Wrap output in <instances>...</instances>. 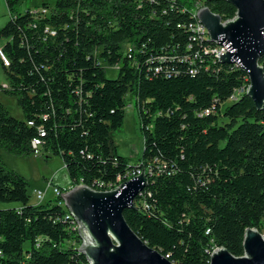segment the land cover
Returning <instances> with one entry per match:
<instances>
[{
  "label": "trees",
  "instance_id": "obj_1",
  "mask_svg": "<svg viewBox=\"0 0 264 264\" xmlns=\"http://www.w3.org/2000/svg\"><path fill=\"white\" fill-rule=\"evenodd\" d=\"M25 1L6 0L10 19L0 28L10 60L0 59L8 80L1 90L24 114L13 116L0 100V152L34 153L32 140L41 137L45 151L62 156L72 186L97 190L142 170L146 186L124 215L150 246L178 264H209L222 247L244 256L247 229L264 228V109L247 95L241 66L221 62L212 51L218 44L189 28L199 6L224 21L235 18L236 6L42 0L38 13H21ZM114 66L119 75L109 78ZM129 92L144 137L136 164L113 139ZM28 187L0 154V202L19 204L0 208V264H88L62 195L31 204Z\"/></svg>",
  "mask_w": 264,
  "mask_h": 264
},
{
  "label": "water",
  "instance_id": "obj_2",
  "mask_svg": "<svg viewBox=\"0 0 264 264\" xmlns=\"http://www.w3.org/2000/svg\"><path fill=\"white\" fill-rule=\"evenodd\" d=\"M237 8L233 19L224 21L209 7L198 9L197 17L208 30L210 40L226 51L219 60L238 63L248 74L247 95L259 110L264 109V0H227ZM144 173L111 190H97L85 184L62 193L66 208L78 224L82 244L79 250L91 264H178L150 246L128 224L124 212L133 208L146 186ZM245 255L238 257L226 248L211 254L209 264H264V235L249 228Z\"/></svg>",
  "mask_w": 264,
  "mask_h": 264
},
{
  "label": "rangeland",
  "instance_id": "obj_3",
  "mask_svg": "<svg viewBox=\"0 0 264 264\" xmlns=\"http://www.w3.org/2000/svg\"><path fill=\"white\" fill-rule=\"evenodd\" d=\"M0 0V28L3 27L10 19V13L6 2L1 3ZM42 0H27L23 2L19 9L21 13H25L28 8H41ZM8 41L7 38L0 37V48ZM129 44H123V49L128 51ZM119 75L118 66L107 67V76L116 78ZM8 83L6 73L0 61V100L7 106L11 114L19 119L24 118L23 111L19 106L14 96L8 95L1 90L2 86ZM125 120L121 129L114 133L113 139L117 145L118 153L131 159V164H136L144 151V137L140 128L139 110L136 104V96L133 92H129L125 96ZM2 159L6 164L23 175L29 182L30 203H46L49 200H54L57 196L54 194L53 188L60 187L64 193L68 192L72 187V181L65 167L63 158L59 154H54L51 151L42 150V153L36 155L30 153L24 156L12 154L2 150L0 152ZM53 181V185H49V181ZM45 192V197L40 201L36 197V191ZM17 203H2L0 208L16 207ZM264 235V228L260 231ZM30 243L25 245L26 248Z\"/></svg>",
  "mask_w": 264,
  "mask_h": 264
},
{
  "label": "built area",
  "instance_id": "obj_4",
  "mask_svg": "<svg viewBox=\"0 0 264 264\" xmlns=\"http://www.w3.org/2000/svg\"><path fill=\"white\" fill-rule=\"evenodd\" d=\"M200 8V6L195 10L194 12V16L195 18L197 19V22L195 23H191L189 28L191 30H193L196 34H197V38L198 39H210V36H209V33H208V30L207 28L205 27V25H203L198 17H197V12H198V9ZM43 13H46L48 12L47 9H42L41 10ZM33 13H38L39 10L35 9V10H32ZM130 49V48H129ZM215 54H216V57L219 59L220 58V55L223 54L225 51H226V48L224 46H220L218 45L217 48L213 49L212 50ZM0 59L2 60L3 64L5 66H9L10 65V60L9 58L5 55V53L3 52L2 48H0ZM158 70V69H157ZM248 90V88L246 89V91ZM245 91V88H239L235 91L234 95L232 96V99H237V96L240 94V93H243ZM210 112L209 110H206V113ZM32 123V122H31ZM40 135L43 137L46 135V132L44 129H41L40 130ZM32 148H33V152L34 154L36 155H39L42 153V150H43V140L41 137H36L32 140ZM144 173V171L142 170H137L136 172H133V173H128L126 175L125 178L121 179L119 184L117 186H115V188L119 187L120 184H122L123 182L127 181V180H130L131 178L135 177L136 175H139ZM145 174V173H144ZM49 185L52 186L53 185V181L50 180L49 181ZM101 186V185H100ZM115 188H112V189H115ZM53 191H54V194L58 197V196H61L62 193H64V190L60 187H54L53 188ZM143 191V190H142ZM142 191L139 193L140 195L142 194ZM138 194V195H139ZM36 197L42 201L45 197V192L44 191H41V190H37L36 191ZM71 217H73L71 215ZM74 218V217H73ZM75 220V219H74ZM76 222V220H75ZM76 227L78 229V224L76 222ZM213 253V252H212ZM88 264H91L90 262Z\"/></svg>",
  "mask_w": 264,
  "mask_h": 264
},
{
  "label": "crops",
  "instance_id": "obj_5",
  "mask_svg": "<svg viewBox=\"0 0 264 264\" xmlns=\"http://www.w3.org/2000/svg\"><path fill=\"white\" fill-rule=\"evenodd\" d=\"M3 1H5V2H6V0H2V2H1V3H4ZM6 5H7V3H6ZM7 7H8V6H7ZM5 86H7V84H6Z\"/></svg>",
  "mask_w": 264,
  "mask_h": 264
}]
</instances>
